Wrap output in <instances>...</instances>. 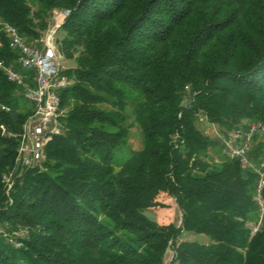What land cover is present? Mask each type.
I'll return each instance as SVG.
<instances>
[{
	"label": "trees",
	"instance_id": "16d2710c",
	"mask_svg": "<svg viewBox=\"0 0 264 264\" xmlns=\"http://www.w3.org/2000/svg\"><path fill=\"white\" fill-rule=\"evenodd\" d=\"M55 10L68 13L56 45L75 66L61 131L31 167L15 161L34 107L0 73V264H264V219L249 228L258 175L224 145L264 123V0H0L29 43ZM251 158L264 160L259 137ZM162 195L180 213L167 225L147 216L168 207Z\"/></svg>",
	"mask_w": 264,
	"mask_h": 264
},
{
	"label": "built area",
	"instance_id": "2783aa9c",
	"mask_svg": "<svg viewBox=\"0 0 264 264\" xmlns=\"http://www.w3.org/2000/svg\"><path fill=\"white\" fill-rule=\"evenodd\" d=\"M54 19L64 18L65 11H53ZM60 27V24L57 23ZM55 30L39 40L29 43L18 29L0 17V50L8 40L10 49L16 53V58L7 63L0 61V73L6 79L22 89L24 100L34 107V114L23 124L19 137L16 156V167H31L44 160L46 144L52 137L60 133L58 118L61 116V94L71 86V81L63 74L62 55L55 43ZM3 111H9L1 106ZM3 129V135L6 130ZM264 140V123L260 121L248 124L244 133L232 135L224 141L225 153L233 160L239 161L243 169H252L258 175L255 191V202L259 213V222L250 225L252 234H256L264 219V160L259 163L252 161L251 153L255 138ZM14 172L4 177L7 194L14 185ZM19 236V235H17ZM16 248L19 243H13Z\"/></svg>",
	"mask_w": 264,
	"mask_h": 264
},
{
	"label": "rangeland",
	"instance_id": "374dc122",
	"mask_svg": "<svg viewBox=\"0 0 264 264\" xmlns=\"http://www.w3.org/2000/svg\"><path fill=\"white\" fill-rule=\"evenodd\" d=\"M62 20V18H60V21ZM57 23H59V20L56 21V19L53 18L52 16V22H51V27L48 30V32H46L45 35H47L49 32H51L52 30H55L56 28V35H55V43L57 38H59L62 34L59 31L60 27ZM61 26V25H60ZM44 37V36H43ZM57 46V45H56ZM61 53V52H60ZM62 64H63V68L67 69V68H71L75 66V62L74 61H69L65 58L64 54H62ZM199 128L208 136L212 137V138H217L218 134L220 133V130L217 126L211 125L209 124L205 119H202L199 125ZM134 139L131 141L132 143V147L134 149L139 148L140 145V138L138 137V134L135 133L134 134ZM210 155L217 157L219 159V153L220 149H213L210 151ZM160 201V203L168 206L167 208H154V209H150L147 211V216L150 219H153L155 221H157L158 223H160L161 225H167L170 224L172 222H174L175 220L179 219L180 217V213L177 210L176 205L171 202V200H169L166 196L162 195L160 196V198L158 199ZM2 231V228L0 227V232ZM21 235H19L20 237ZM185 240L188 241H199L201 243H207L208 239L204 236H190V235H186L185 236ZM172 254L169 255V258L171 257Z\"/></svg>",
	"mask_w": 264,
	"mask_h": 264
},
{
	"label": "water",
	"instance_id": "95a60500",
	"mask_svg": "<svg viewBox=\"0 0 264 264\" xmlns=\"http://www.w3.org/2000/svg\"><path fill=\"white\" fill-rule=\"evenodd\" d=\"M3 135V129L0 127V136Z\"/></svg>",
	"mask_w": 264,
	"mask_h": 264
}]
</instances>
